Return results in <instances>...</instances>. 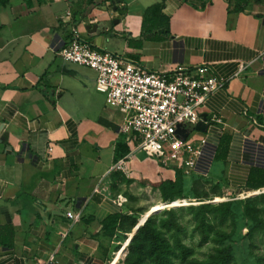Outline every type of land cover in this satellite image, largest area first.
<instances>
[{"label":"crops","instance_id":"1","mask_svg":"<svg viewBox=\"0 0 264 264\" xmlns=\"http://www.w3.org/2000/svg\"><path fill=\"white\" fill-rule=\"evenodd\" d=\"M90 1L0 7V230L13 228L12 245L0 242V264H110L123 242L104 233V221L147 210L154 186L174 181L179 169L134 150L121 133L125 116L95 89L96 73L57 56L71 38L67 11L97 49L153 72L205 65L223 78L225 87L199 111L203 123L185 128L207 139L185 180L222 195L264 194V6ZM157 3L167 33L142 27L145 10ZM120 160L124 171L114 168Z\"/></svg>","mask_w":264,"mask_h":264},{"label":"built area","instance_id":"2","mask_svg":"<svg viewBox=\"0 0 264 264\" xmlns=\"http://www.w3.org/2000/svg\"><path fill=\"white\" fill-rule=\"evenodd\" d=\"M66 19L71 26V38L57 56L65 63L96 73L95 89L105 97L109 108L125 116L121 133L128 142L136 144L134 150L164 165L174 163L184 175H189L207 139H194L185 128L203 123L201 107L209 95L225 87L226 81L205 65L192 70L178 66L170 71H149L137 62L97 49L81 38L79 30L72 25L70 11ZM114 168L124 171L125 160L117 162ZM67 217L78 219L71 212Z\"/></svg>","mask_w":264,"mask_h":264},{"label":"trees","instance_id":"3","mask_svg":"<svg viewBox=\"0 0 264 264\" xmlns=\"http://www.w3.org/2000/svg\"><path fill=\"white\" fill-rule=\"evenodd\" d=\"M90 2L93 3V0ZM231 3L236 11H242L250 5L264 6V0H232ZM8 4L9 0H0V7H6ZM162 9V3L149 6L144 12L142 27L152 29L159 26L167 33L168 18L162 14ZM1 28L0 26V30ZM203 186L206 185L202 180L196 179L192 182L191 189L196 198H204L200 193ZM254 186L249 182V188L252 189ZM154 189L159 191L161 202L167 208H171V204L175 200L187 199L183 170L176 169L174 181H163L154 186ZM187 209L193 215L195 230L201 236L202 244H206L210 240L223 243L226 235L216 229V226L209 220L208 213H214L222 223L230 212L228 204H221L214 208L204 204L197 207L190 206ZM147 211L138 209L131 215L110 216L103 223V231L109 237L115 235L118 237L119 234H122L124 242L138 221L143 222L144 219L140 218ZM157 213L151 215L139 228L118 264H234L233 250L230 245L216 248L215 253L207 260L193 259L192 249L182 240L181 235L184 229L177 219L176 210H164V218L158 219ZM256 228L264 231V222H258ZM3 234L7 239L2 237ZM0 240L5 246L12 245L13 228L10 225L1 228ZM119 249L117 247L115 251L117 252Z\"/></svg>","mask_w":264,"mask_h":264},{"label":"rangeland","instance_id":"4","mask_svg":"<svg viewBox=\"0 0 264 264\" xmlns=\"http://www.w3.org/2000/svg\"><path fill=\"white\" fill-rule=\"evenodd\" d=\"M181 127H184V125ZM147 158L156 163H161L158 160ZM191 184L190 180H185L187 199L173 201L171 208H167L161 202L158 193L153 189L149 193V200L146 205L148 211L142 215L141 219H145L146 216L155 211L158 212L156 214L157 219L164 218V210L174 209L176 210L177 219L184 229L181 235L182 240L192 249L193 259L207 260L215 253L216 248L230 245L233 250L234 264H264V231L256 228L258 222H264V194L250 192L240 195H222L218 194L213 186H203L200 193L204 198H196L191 189ZM204 204L209 205L211 208L221 204L230 206L228 217L222 223L214 213H208L209 220L216 226V229L226 235L223 243L212 240L206 244L201 243V236L195 230L193 215L187 207H197ZM175 206L177 208H172ZM133 236L134 229L127 235L124 242L123 235H118L117 241L123 243L110 264H117L120 261Z\"/></svg>","mask_w":264,"mask_h":264},{"label":"water","instance_id":"5","mask_svg":"<svg viewBox=\"0 0 264 264\" xmlns=\"http://www.w3.org/2000/svg\"><path fill=\"white\" fill-rule=\"evenodd\" d=\"M106 26L109 27V25H106ZM182 134H183V132L180 131V132H179V136L183 138ZM172 208H174V207H172ZM154 213H157V211H155V212H151L148 216L145 217V219L143 220V222H141V220L138 221L137 225H136L135 228H134V235L137 233V231L139 230V228H140L141 226L144 225V223L147 221V219H148L151 215H153ZM140 219H141V218H140ZM131 240H132V239H131Z\"/></svg>","mask_w":264,"mask_h":264},{"label":"bare ground","instance_id":"6","mask_svg":"<svg viewBox=\"0 0 264 264\" xmlns=\"http://www.w3.org/2000/svg\"><path fill=\"white\" fill-rule=\"evenodd\" d=\"M174 208H177V206H175Z\"/></svg>","mask_w":264,"mask_h":264}]
</instances>
